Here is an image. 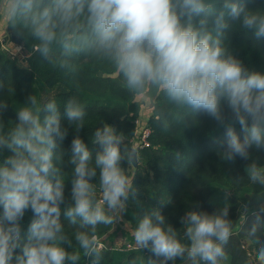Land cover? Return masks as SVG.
<instances>
[{"label": "clouds", "instance_id": "clouds-1", "mask_svg": "<svg viewBox=\"0 0 264 264\" xmlns=\"http://www.w3.org/2000/svg\"><path fill=\"white\" fill-rule=\"evenodd\" d=\"M0 14L19 38L30 39L44 63L77 86L82 62L91 61L114 68L131 95L155 100L162 94L165 103L156 106L155 123L165 134L175 125L189 127V117L195 125L198 115L207 116L224 130L220 159L250 161L248 181L264 186V166L251 155L253 149L264 151V72L249 69L231 47L234 30L250 35L255 46L264 41V8H249L243 0H3ZM7 108L0 100V115ZM63 108L76 133L67 160L68 198L62 145L69 127L62 125L56 100L41 104L30 94L17 109V121L0 122V154L11 152L0 163V264H79L81 252L91 264H101L98 226L121 220L129 198L139 203L133 177L122 167L137 163L126 136L102 123L93 132L92 143L100 146L93 156L80 136L84 105L71 97ZM230 207L226 199L212 213L190 208L179 218L180 229L159 207L151 208L138 216L134 241L159 258L150 264H176L178 258L185 264H223L233 235ZM29 209L24 241L21 222ZM241 210L246 216L247 205ZM261 213L264 205L252 226L242 229L259 245L257 264H264L257 235L264 227ZM62 215L77 226L71 236Z\"/></svg>", "mask_w": 264, "mask_h": 264}, {"label": "trees", "instance_id": "trees-1", "mask_svg": "<svg viewBox=\"0 0 264 264\" xmlns=\"http://www.w3.org/2000/svg\"><path fill=\"white\" fill-rule=\"evenodd\" d=\"M249 8H264V0H243ZM2 3V0H0ZM7 42L16 41L23 44L28 53L27 65L21 66L14 60L7 58L1 50L0 42V100L8 102V108L0 115V122L6 126L10 121H17V109L21 107L30 94H35L43 104L48 99H55L61 107L62 125L69 127V134L63 142L65 163L63 171L66 172L65 196L70 197L71 184L67 181L72 165L67 163L71 154V141L76 135L75 131L68 126L64 116V104L71 98L76 97L86 109L85 128L80 132L81 138L92 151L93 156L100 151V146L93 144V132L102 123H108L122 132L132 148L130 139L135 134V122L140 116L141 105L136 100L137 96L129 94L122 86V80L114 68L107 64L82 62L81 76L78 86L73 84L64 73L42 61L31 48V41H25L16 35L12 27L7 29ZM231 47L237 57L251 70L264 72V41L255 46V41L250 35H245L240 30H234L231 38ZM165 103L162 94H158L152 116L148 120L151 129L150 145L138 150L136 170L133 175V185L139 195L134 202L129 198L124 217L134 230L138 216H142L151 208L159 207L162 214L167 217L169 223L180 229L179 218L190 208L197 211L212 213L223 207L227 199L230 204L229 219L234 221L233 235L226 247L228 264H250V253H246L241 247L242 237L247 233L242 230L248 229L255 222L253 209L246 216L242 214L241 205L247 204L254 194L264 193V186L251 184L246 177V166L250 161L237 158L235 163L223 162L218 153L224 139V130L218 128L214 121L205 115H198L197 124H192L189 117V127L183 124L175 125L169 134L161 131L155 123L156 106ZM240 132L239 126L236 127ZM176 153L181 158L176 157ZM11 155L9 150L0 154V163ZM253 158L264 166V151L251 150ZM127 174L129 172L127 162L122 163ZM93 182H96L95 180ZM226 190L227 195H226ZM99 193V188L97 187ZM97 193V194H98ZM170 200V203L161 201ZM198 205V207H197ZM2 211V208H0ZM264 221V213H261ZM32 219L31 210H27L21 222V235L26 241L28 227ZM61 220L65 225V231L71 236L77 226L70 225L63 215ZM109 226L100 225L97 235L101 236V228ZM260 244H264V227L261 228ZM254 241V255H256L257 241ZM74 242V241H73ZM102 249L101 264H150L157 258L149 249L119 248L104 246ZM71 250V249H68ZM20 250L17 249V252ZM253 257H256L254 256ZM79 264H91V258L84 257L81 252ZM169 264H172L169 261ZM176 264H182L179 258Z\"/></svg>", "mask_w": 264, "mask_h": 264}, {"label": "rangeland", "instance_id": "rangeland-1", "mask_svg": "<svg viewBox=\"0 0 264 264\" xmlns=\"http://www.w3.org/2000/svg\"><path fill=\"white\" fill-rule=\"evenodd\" d=\"M0 18H1V15H0ZM6 38H7V36L4 39L0 40L1 46H2L3 41H7ZM11 42H13L15 44H19L16 41L11 40ZM27 58H28V53L24 52L23 56L19 57L18 61H16V62L19 63V65H21V66L22 65L26 66L27 65ZM144 104L145 105L141 108L142 111H140L141 115L139 116V120L141 122L140 126L138 127L139 131H141L143 126L148 123L149 117L152 116V114H153L152 111L154 110V108H150V105L148 102L145 101ZM154 106H155V104H154ZM137 136H138V133H135V136L133 138L134 141L137 139ZM132 149H135V151L138 152V149L136 147L132 146ZM137 158H138V156H137ZM135 170H136L135 164L134 165L130 164L129 172L132 176H133V171L135 172ZM99 194L100 193H98V196H99ZM246 205H247V214H248V212H251L253 209H258L262 205H264V200L262 202H259L256 204H251L250 201H248V203ZM105 228L103 227L100 229L101 231H103L101 236L97 235V239H98L100 245L107 246V247L112 246L114 248H119L121 246H127L130 248H134V247L138 248L139 247L138 245H136V243L134 241V237H133L134 228H133L132 224L128 220L125 219L124 212L122 213V219L121 220H119L117 223H115L113 225H109V227L107 229H105ZM254 246H255V244H254L253 240L250 241L247 236L242 237L241 247H242V249H244L246 251V253L251 254L250 258H249L250 264H257L255 257H253ZM102 248H104V247H102ZM254 256H256V255H254ZM182 264H185V262H182ZM223 264H228V262L225 260L223 262Z\"/></svg>", "mask_w": 264, "mask_h": 264}, {"label": "built area", "instance_id": "built-area-1", "mask_svg": "<svg viewBox=\"0 0 264 264\" xmlns=\"http://www.w3.org/2000/svg\"><path fill=\"white\" fill-rule=\"evenodd\" d=\"M3 2V1H2ZM16 49H19V51H16ZM2 52L6 54V56L14 61H18L19 57L23 56V53L25 52V47L23 44H15L11 41H3L1 46ZM141 122L139 120V117L136 119L135 122V133H138L137 139L134 141L133 138L135 134L130 139V143L133 147H136L138 150L144 149L150 145V136H151V129L148 126V123L143 126L142 130L139 131L138 127L140 126ZM135 150V149H134ZM101 248L104 247L103 245H100Z\"/></svg>", "mask_w": 264, "mask_h": 264}, {"label": "crops", "instance_id": "crops-1", "mask_svg": "<svg viewBox=\"0 0 264 264\" xmlns=\"http://www.w3.org/2000/svg\"><path fill=\"white\" fill-rule=\"evenodd\" d=\"M0 15H1V18H0V20H1L0 21V40H1V39H4L8 35V31H7V29H8V20H7V18L5 16H3V14H0ZM136 100L140 103L141 108L145 105L144 104L145 101L149 103L150 108H154V104H155L156 98L154 100L149 95H143V96H137ZM140 115H141V112H140ZM133 175H134V171H133Z\"/></svg>", "mask_w": 264, "mask_h": 264}, {"label": "water", "instance_id": "water-1", "mask_svg": "<svg viewBox=\"0 0 264 264\" xmlns=\"http://www.w3.org/2000/svg\"><path fill=\"white\" fill-rule=\"evenodd\" d=\"M217 3H219V0H216ZM158 96V95H157ZM151 97V96H150ZM137 153V151H136ZM138 154V153H137ZM135 163V161H134ZM136 166V164H135ZM264 200V193H261V194H255V195H252L251 196V199H250V203L251 204H256V203H259V202H262Z\"/></svg>", "mask_w": 264, "mask_h": 264}]
</instances>
